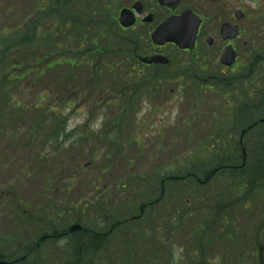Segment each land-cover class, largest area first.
Listing matches in <instances>:
<instances>
[{"label": "rangeland", "instance_id": "374dc122", "mask_svg": "<svg viewBox=\"0 0 264 264\" xmlns=\"http://www.w3.org/2000/svg\"><path fill=\"white\" fill-rule=\"evenodd\" d=\"M41 1H48L49 6L52 5L50 10L59 9L67 18H49L46 24H43L42 31L58 30L61 26L64 27V23H68L69 28L65 35L74 38L72 45L76 46L82 38L79 29V4L70 1L65 4V1L59 5L60 0ZM36 3L37 0H0V29L6 27L18 32L21 27L25 32L20 35H26V27L21 24L27 15L35 21ZM105 63L107 60L103 64ZM67 71V67H64L60 73L47 72L41 79H36L38 77L35 75L30 77L29 83L19 84L18 87L14 84L11 91L12 107L7 111L13 114L14 123L4 125L3 129L13 131L10 134H0V234L10 240L14 237V244L21 249L28 244L35 246L41 237L50 236L47 228L52 225L42 227L37 224V218H44L48 214L54 218L55 227L58 228L55 233L69 234V229L79 226L76 221L81 214L80 201L102 202L103 200H99L102 193L113 195L117 192L116 183L124 185L131 181L127 189L121 190L125 195L120 201L121 205L125 198L129 200L128 197L135 190L133 180L138 176L154 178L158 173L171 176L179 163H186L197 150L217 141V136L223 135V127H218L223 121V98L205 90L196 91L197 85L171 83L168 86H159L154 94L147 92L137 99V108L133 114L130 113L129 119H126L125 125L120 128L123 131L118 136L120 149L115 142L118 139L111 140L104 136V133L111 129L105 128L119 115L120 107L117 106L116 110L113 108L115 99L120 101L114 88L117 85L114 76L104 75L102 80L96 83L91 81L86 86L81 83L83 74L79 70L76 83L70 86V90L78 86V92L72 93L61 80L63 72ZM42 97V106L38 110L26 112L20 119L17 115L19 103L28 102L29 99L31 103L38 104ZM81 98L84 99L81 105H87L79 115ZM107 99L111 100V104L102 103ZM67 106H70V109ZM50 108L56 109L58 113H50ZM131 118L133 121L130 123ZM84 126L86 132L83 131ZM60 129L63 131L57 138V131ZM93 130L94 132H89ZM237 132L238 139L241 131L237 129ZM214 137L215 140L212 141ZM174 186L178 187L179 192L183 188ZM172 188L169 187L170 198L175 197L177 193L176 189L174 195L171 194ZM157 192L160 195L161 189ZM155 194L150 201L153 203L152 207L143 213L135 207L121 219L134 217L130 224L133 229L141 232L148 226L153 235L156 234V227L145 221V212L150 216L160 215L165 209H169L170 205L159 201V195ZM12 199L21 206V212L30 214L29 219L25 217L14 221L19 224L18 231L13 228L12 210L5 211L4 206ZM59 209H63L64 213L61 214H71L70 217L64 216L61 218L63 220H57L60 213L55 215V212ZM81 215L83 222L80 224L83 227L107 234V240L117 241L120 234L125 232L120 226L115 231L111 229V225L96 224L93 210L82 212ZM125 222L127 221L123 220L118 223ZM38 226L41 227L40 230L37 229ZM71 234V241L76 244L75 249H79V235ZM60 237L63 238L45 241L43 245L36 246L38 252L32 264H70L72 257L68 254L69 249L71 250L69 238ZM85 244L86 242L81 244L82 248ZM111 246L119 247L120 244ZM220 249V246H213L210 251L217 254ZM22 253L21 250L20 255ZM105 258L103 256V261L99 264H106Z\"/></svg>", "mask_w": 264, "mask_h": 264}, {"label": "trees", "instance_id": "16d2710c", "mask_svg": "<svg viewBox=\"0 0 264 264\" xmlns=\"http://www.w3.org/2000/svg\"><path fill=\"white\" fill-rule=\"evenodd\" d=\"M38 15L37 21L26 28V35L16 34L10 30H4L0 34L1 135L13 131L3 129V126L14 123L13 114L7 111L12 107L11 91L14 84L18 87L19 84L29 83L30 77L36 75L38 77L36 79H41L48 73H60L62 68L67 67L68 71L63 72L61 80L69 87L68 91L78 92V86L70 90V86H74L76 78L79 77V42L73 46L74 38L65 35L69 24L64 23L65 28L61 26L58 30L42 31L43 24H46L49 18L65 17L67 20L66 16L59 9H51ZM74 50H78L77 53H74ZM93 54H81V60L86 59L84 62L90 65L92 62L98 63L94 56L90 57ZM82 69L83 73L89 74L85 65ZM98 71L99 67L95 69V72ZM248 86L250 84H235L226 85L225 90L220 87L210 89L217 91L227 105L226 108L222 106L223 121L219 127H223V135L217 136V141H214V137L213 143L197 150L186 163H179L173 175L158 173L154 178L138 176L133 180L135 190L128 197L129 200L125 198L121 205L120 201L125 196L121 190L127 189L131 181L124 185L116 183L118 191L113 195L102 193V197H99L102 202L98 200L79 202L81 214L93 210L95 223L111 225V229L115 231L119 226L125 230L117 241L107 240V234L86 228L74 234L79 235L80 244L79 249H75L76 244L71 241L72 234L55 233L58 228L55 227L54 218L46 214L44 218H37V224L42 227L51 224L52 226L47 228L50 236L41 237L39 242L45 243L47 238L51 240L63 238L60 236L69 238L71 250L68 248V254L72 257L69 260L70 264H99L103 261V256L106 257L104 259L106 264H264V125H258L247 132L242 140L240 137L237 139L239 135L237 129L242 131L258 118H264L263 114L252 107L251 86L249 89ZM116 87L129 98L130 105L136 107L137 99L142 94L152 91L154 84L142 86L136 83L132 76H125L124 81ZM245 88L248 92L244 100L247 104L244 105L237 90ZM201 90L204 89L200 87ZM42 101L44 102L43 97L38 104L31 103L29 99L28 102L21 101L17 107V115L21 119L26 112L38 110L42 106ZM260 104L262 110L264 104ZM49 110L50 113H58L56 109ZM134 111L135 109L130 110L128 115L113 118L114 124L125 125L126 119L128 120ZM129 121L131 123L133 118ZM42 124L45 126L43 122ZM62 131L63 129L57 131V138ZM122 132L110 130L104 133V136L117 140ZM11 139L14 140V137ZM115 142L121 149L119 139ZM220 145L222 148H219ZM243 148L246 150V158ZM93 185L98 187L96 184ZM174 185L183 188L179 192L178 187ZM169 187H173L171 189L173 195L177 189L175 197L170 198ZM160 189L159 195L157 191ZM154 194L159 195V201L170 205V208L165 209L160 215L150 216L145 212L147 214L145 221L156 227V234L153 235L148 226L141 232L133 229L130 224L134 217L121 219L135 207L142 213L152 207L153 203L150 201ZM57 213H60L57 218L59 221L62 217L71 215L61 214L64 213L63 209L57 210L55 215ZM81 214L76 221L79 224L83 222ZM123 220L127 221L124 223L126 226L118 223ZM37 229L40 230L41 227L38 226ZM84 242L86 244L82 248L81 244ZM112 244L120 246L113 248ZM213 246L221 247L217 254L211 253ZM8 249L11 250L12 246H8ZM21 250L24 253H33L34 257L38 252V249L29 244L22 249L18 246L16 253H20ZM2 253L0 257L2 260L11 258L10 254H7V249H3ZM26 263L27 260L20 264Z\"/></svg>", "mask_w": 264, "mask_h": 264}, {"label": "flooded vegetation", "instance_id": "af4514ba", "mask_svg": "<svg viewBox=\"0 0 264 264\" xmlns=\"http://www.w3.org/2000/svg\"><path fill=\"white\" fill-rule=\"evenodd\" d=\"M65 1L79 4V29L83 37L80 48L91 41L94 49L87 48L93 49L91 53L116 52L119 63L133 66L130 73L138 74V82H145V77L148 78L145 74L152 72L168 73L151 82L158 87L171 83L250 84L254 110L259 113L260 103L264 104V0H60L59 3ZM181 17L187 19L182 27L193 30L198 27L193 50H181L172 43L162 45L156 37L165 22L176 23ZM99 37L108 43L107 48L99 45ZM227 49H231L233 64L227 59L223 61ZM140 58L159 63L147 64ZM166 60L169 65L160 63ZM97 80L100 78H87L90 82ZM246 91H241V100ZM260 114L264 116V109ZM15 214L18 216V211ZM10 256L11 260L0 258V262L19 263V253ZM32 256L33 253L26 252L22 259L26 261Z\"/></svg>", "mask_w": 264, "mask_h": 264}, {"label": "water", "instance_id": "95a60500", "mask_svg": "<svg viewBox=\"0 0 264 264\" xmlns=\"http://www.w3.org/2000/svg\"><path fill=\"white\" fill-rule=\"evenodd\" d=\"M159 39L161 40V43L175 42L181 48H193V44H189V42L187 41L186 33L182 31L170 30L164 32L162 35H160ZM149 63L152 62L149 61ZM81 229V226H75L71 229V232L79 231Z\"/></svg>", "mask_w": 264, "mask_h": 264}]
</instances>
